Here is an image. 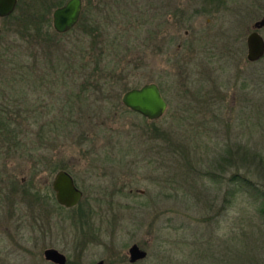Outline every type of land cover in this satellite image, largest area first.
<instances>
[{"label":"rangeland","instance_id":"1","mask_svg":"<svg viewBox=\"0 0 264 264\" xmlns=\"http://www.w3.org/2000/svg\"><path fill=\"white\" fill-rule=\"evenodd\" d=\"M100 3L94 12L102 21L114 63L128 68L129 88L159 84L168 109L160 119L150 121L123 103L116 104L126 92L119 77L109 79L108 101L102 99L109 89L104 95L89 93L85 99L80 93L78 97L84 79L70 68L79 64L62 66L69 70L57 87L40 82L36 73L32 86L38 89L30 96L36 113L26 128L33 132L30 145L37 149L24 157L2 154L10 161L0 188L9 178L18 183L22 178L32 180L25 186L45 197L49 215L42 217L36 212L39 209L31 210L34 204L21 192L14 203L4 200L7 193L0 194V264H56L45 259L50 248L65 254L67 264L100 260L109 264H263L264 58L249 62L247 37L264 16V0ZM20 8L16 13L26 16ZM164 16H195L180 30L182 40L186 29L208 32L203 39L191 33L188 40L195 51L180 58L178 67L168 53H161L164 38L156 36ZM212 16L220 19L207 25ZM216 21L228 27L233 22L237 29H229L231 35L216 34ZM82 26L63 36L67 48L90 41L82 34ZM259 32L264 37V28ZM7 36L10 41L16 38L10 32ZM15 72L22 74L19 68ZM196 81L209 89L213 86L210 105L203 92L200 101L190 100ZM69 95L74 115L69 113ZM101 104L105 112L98 111ZM82 112L85 118L79 126L67 121ZM100 123L104 127L99 132ZM163 131L183 138L187 145L174 144L169 150L182 148L184 154L175 157L171 150L165 155L168 145L162 141ZM125 151L128 156L123 155ZM54 165L74 176L84 194L80 208H66L55 200L52 183L58 170L54 172ZM10 207L16 208L11 211ZM133 244L148 252L145 259L130 262Z\"/></svg>","mask_w":264,"mask_h":264},{"label":"trees","instance_id":"2","mask_svg":"<svg viewBox=\"0 0 264 264\" xmlns=\"http://www.w3.org/2000/svg\"><path fill=\"white\" fill-rule=\"evenodd\" d=\"M26 1L19 0L17 6V9H19L23 4L21 8L26 11V16H23V14L19 16L15 11L10 16L1 18L4 25L1 27L3 32L0 37V165L3 166V168L0 166V178L7 176L5 169H7L6 166L10 161L6 157L2 158V154L24 157L25 154L32 153L37 149V147L30 145V143H34L29 135L33 132L26 128L28 119H32L36 113L33 108L34 103L30 99L33 92L38 89L37 86H32L33 83L35 84L33 77L36 73L40 82H50L53 87H57L59 83L65 82L63 75L66 74L65 71L69 70L63 69L62 66L68 63L70 65L79 64L80 67L70 69L75 71L74 75L77 72L81 73L79 76L84 81L80 85L78 97L81 93L85 99H87L89 93L101 92L104 95L106 90L109 89L107 96L102 99L108 101L111 91L109 87L111 77L113 79L119 77L116 79L118 82L122 81L120 86L124 90L131 89L128 80H125L128 68L114 63L110 44L105 42L106 33L102 28V21H100V16H97L98 14L94 12L95 9L100 8L101 0H85L84 13L77 26L81 27L83 25L81 32L86 38H90V41L75 42L76 44L70 48L65 46L63 36L73 32L74 28L67 33L60 34L54 29L53 16H48L53 8L63 6V0H50L51 2L48 0H33L34 2L30 3ZM8 32L11 33L12 37H16L15 40L12 38L10 41L11 38L7 36ZM48 62L50 64L49 68L46 64ZM16 68L21 70V75H17ZM31 87L33 89H30ZM54 92L55 90L50 91L49 94ZM27 98L30 100H27ZM72 101V96L69 95L68 103L71 104ZM116 102V104L122 105L121 97H118ZM69 106L71 110L69 113L74 115V105ZM104 106V104L98 105L99 110H97L105 112ZM79 115L77 119L73 120L69 117L67 121L79 126V121L85 118L83 116L84 112L79 113ZM103 127V123H100L99 132ZM88 128L86 135L90 131V126ZM171 134L172 132L168 133L167 131L161 133L162 141L165 145H168L164 151L167 156L173 150H169L172 145H187L183 138L179 137V134L173 132L175 137ZM183 150L182 148L173 150L175 157L178 156V153L179 155L184 154ZM123 155L128 156V152L125 151ZM27 156H30V154H27ZM121 159H124L123 156ZM221 166L224 169L225 166L223 164ZM59 169L66 168L53 166L54 172L59 171ZM36 175V173H33L32 178H35ZM16 178H18V175H16ZM23 194L24 196L27 195V193ZM81 203L75 207L80 208ZM208 206H210V202H208ZM261 210L264 212V200Z\"/></svg>","mask_w":264,"mask_h":264},{"label":"water","instance_id":"3","mask_svg":"<svg viewBox=\"0 0 264 264\" xmlns=\"http://www.w3.org/2000/svg\"><path fill=\"white\" fill-rule=\"evenodd\" d=\"M19 0H0V18L13 14ZM82 12V0H68L63 6L56 8L53 12V25L58 33H66L73 29L79 21ZM264 28V16L254 24V31L248 36L249 61L255 62L264 57V37L259 32ZM0 26V37L2 35ZM122 103L134 112H137L150 121L161 118L167 108L168 102L164 98L159 86L155 82L147 83L139 88L135 87L126 91L122 97ZM58 203L64 207L77 206L83 199V191L78 187L74 176L66 169L59 170L54 176L52 183ZM130 262L135 263L145 259L148 252L138 244H133L129 249ZM45 258L56 264H67L65 254L55 248L45 251ZM95 264H108L100 260Z\"/></svg>","mask_w":264,"mask_h":264},{"label":"flooded vegetation","instance_id":"4","mask_svg":"<svg viewBox=\"0 0 264 264\" xmlns=\"http://www.w3.org/2000/svg\"><path fill=\"white\" fill-rule=\"evenodd\" d=\"M84 9H85V0H82V12H81V16L79 18L78 23L81 20V17H82V15L84 13ZM164 17L166 19H164L163 22L157 27L158 30L156 32V36H157V38L159 36H160L159 38H161V39L164 38V42L162 41L159 44L160 49H161V53H163V52L164 53H168L169 60L172 63H174L173 65H176V67H178V65H179L178 62H179L180 58H186V56L189 55L190 52L192 53V52L195 51L193 43H190L189 40H188V37L191 35V33L194 36L199 34V35H201V38L203 39V38H207L208 32L207 31H203L205 29V28H203L202 29L203 32L198 31V33H195L194 31H192V30H194V28L191 27V28H193L192 30L186 29L185 32H184V34L186 36V38L185 37L184 38L186 40L185 39L182 40L180 38V30L184 26H186L187 23H190L195 16H164ZM212 17L213 18H208L207 25H210L213 22V19L214 20L220 19V18H217L218 16H212ZM238 17L239 16H236V18L238 19V22H239L241 20V18H238ZM78 23L76 24V26L78 25ZM216 23H217V26H218L217 27L218 31H217L216 34H218L220 32H222L221 35L222 34H226V33L227 34L228 33H233V32H230L229 29L230 30H234L235 28L237 29V26H235L233 24V22H230V26L229 27L226 25V23H221L220 25H218L217 21H216ZM236 23H237V21H236ZM232 25H234V26H232ZM252 31H254V25H253ZM60 34H64V33H60ZM228 35H231V34H228ZM231 37H233V36H231ZM247 39H248V37H247ZM177 42H178V44L176 45L177 46L176 49L172 50L171 53L167 52V50L169 48L173 47ZM247 47H248V40H247ZM203 50H205V49H203ZM169 51H171V49ZM169 54H170V56H169ZM247 55H248V53H247ZM260 60H258V61H260ZM258 61H255V62H258ZM249 62L255 63V62H252V61H249ZM200 73H201V71H200ZM197 78L200 79V77H197ZM194 83H195V85H197V87L194 88L191 91L190 100L193 101V102L200 101L201 98L199 96L200 95L199 93L203 92V94L205 96L206 104L210 105L211 102H212V97H213V92H212L213 91V86H212V88L209 89V88L205 87L206 86L205 84L202 86L200 84V81H196ZM158 86H159V84H158ZM159 88H160V90H161V92L163 94V91H162L160 86H159ZM164 98H165V96H164ZM166 101H167V99H166ZM168 106H169V103H168ZM27 181H28V184L31 185L30 182H32V180L30 181V179L28 180L26 178H22V181L18 183L17 181H15V178H9V180L3 184L2 188H0V194L4 195V193H7L6 197H4V200L6 202H9V203H14V201H15L14 197L16 198V196H18V194L21 192L22 193V197L28 198L30 200V203L34 204L33 206H30L31 210L39 209V211H36V212L41 214L42 217L43 216L45 217V216L49 215L48 213H49L50 207L46 206L47 202H46L45 197L43 195H41V193H39V191L34 190V188L32 189V186L30 188H28V186L26 187L25 185H27L26 184ZM1 182H3L2 179H0V183ZM52 189H53V186H52ZM23 193H27V195L24 196ZM54 193H55V191H54ZM55 197H56V194H55ZM15 208L16 207H10L11 211H14ZM44 256H45V253H44ZM47 261H49V260H47ZM50 262H52V261H50Z\"/></svg>","mask_w":264,"mask_h":264}]
</instances>
